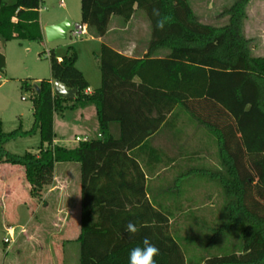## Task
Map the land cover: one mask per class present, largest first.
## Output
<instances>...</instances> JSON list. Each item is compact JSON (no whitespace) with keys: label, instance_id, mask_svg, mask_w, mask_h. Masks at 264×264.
Here are the masks:
<instances>
[{"label":"trees","instance_id":"obj_1","mask_svg":"<svg viewBox=\"0 0 264 264\" xmlns=\"http://www.w3.org/2000/svg\"><path fill=\"white\" fill-rule=\"evenodd\" d=\"M250 1L237 0L225 12L228 23L217 26L202 22L190 0H81L82 21L98 38L106 36L113 16L128 22L142 12L152 26L145 55L130 57L103 43L102 85L88 93L77 52L70 46L60 59L52 49V77L76 88V97L55 95L51 79H42L30 130L21 124L6 132L0 119V163L23 167L33 197L42 199L53 183L56 163L80 164L79 264H129L130 250L142 247L145 237L160 250L156 264H264V56L254 55L245 32ZM42 2L0 0V40L41 41ZM153 8L172 18L163 30L155 26ZM6 63L0 50V75ZM89 106L96 108L97 136L75 148L53 145L55 115ZM178 109L214 135L218 148V169L192 167L176 179L179 186L184 176L204 171L222 188L226 220L201 224L205 238L172 233L170 213L158 200L173 191L149 187L142 163L153 170L165 160L153 139L167 131L177 135ZM36 134L39 153L6 147ZM129 222L139 228L135 235L126 230ZM226 241L232 250L214 254ZM184 243L204 252L198 263L187 258Z\"/></svg>","mask_w":264,"mask_h":264},{"label":"rangeland","instance_id":"obj_2","mask_svg":"<svg viewBox=\"0 0 264 264\" xmlns=\"http://www.w3.org/2000/svg\"><path fill=\"white\" fill-rule=\"evenodd\" d=\"M237 0H190L194 11L201 21L208 24L223 26L228 23L225 14ZM248 17L245 21L246 35L253 40V52L256 56H264V0H251L247 8ZM142 13V12H141ZM40 17L42 21L70 19L73 23L82 21L81 0H43ZM146 30L141 33L143 43H149L152 37V26L145 17ZM112 35V34H111ZM111 41V36L106 40ZM104 43V42H103ZM102 42L92 38L90 34L82 39L68 35L67 39L49 41L47 37L41 41L13 38L1 40L0 48L6 56L5 72L0 75V119L4 131L10 132L21 124L24 130H30L34 123V100L36 85L42 79H51L52 71L48 52L52 49L56 54L65 56L71 46L78 55L76 65L85 72L92 89L102 85L100 54ZM25 82L31 84L26 89ZM95 109V106H89ZM56 132L58 138L65 134L68 140H76V135L87 138L97 136V116L94 110L83 108L71 110L67 116L57 117ZM177 126L180 132L157 135L154 143L161 148L166 158L153 170L143 166L149 175V187L154 189L170 188V194L161 196L158 202L170 213L171 231L176 236L205 238L206 231L201 224L217 226L226 220L225 201L222 188L212 181L203 171L184 176L177 186L176 179L190 168L218 169L220 167L216 139L208 130L199 127L187 113L178 109ZM175 138V139H174ZM79 143V141H75ZM72 141H60L68 147L75 146ZM41 138L39 134L20 137L10 141L6 147L16 154L27 151L35 153L39 150ZM39 153V152H37ZM170 157L174 161L170 162ZM73 165L69 174V183L73 189L80 186L81 168L79 163L60 162L58 173ZM72 209L76 211L77 227L80 230V199L72 192ZM58 193L51 195L46 205L36 207L42 199L30 194V185L25 177L22 166L0 163V264H36V247L41 242L47 244L56 240L59 229L56 227ZM39 201V202H38ZM40 224V225H39ZM45 233V239L27 241L23 235L17 243H6L7 228H16V237L25 228L32 232L37 230ZM22 234V233H21ZM52 238L54 240H52ZM186 256L198 263L205 254L193 244H183ZM73 248L80 252V243L76 241ZM229 241L222 243L213 253L222 254L232 250ZM80 259V253L78 256Z\"/></svg>","mask_w":264,"mask_h":264},{"label":"crops","instance_id":"obj_3","mask_svg":"<svg viewBox=\"0 0 264 264\" xmlns=\"http://www.w3.org/2000/svg\"><path fill=\"white\" fill-rule=\"evenodd\" d=\"M41 10V9H40ZM145 15L141 12H136L135 15L129 20L128 22H125L121 17L113 16L110 21L109 25V31L106 34V36L102 38L94 37L92 38L99 40L100 42H104L108 45H110L115 50L130 56V57H142L147 52L148 48V42L143 43L142 40L144 38H141V33L143 30H146V23H145ZM63 18L58 20H48L46 22L42 21L40 17L42 32H43V39L46 38L45 34V26L49 24H54L57 22L62 21ZM144 28V29H143ZM147 31V30H146ZM112 34V35H111ZM111 36V41H106ZM1 41V40H0ZM1 50V48H0ZM2 51V50H1ZM57 56L62 59L63 54H57ZM85 74V72H84ZM86 75V74H85ZM55 80L53 77L51 78V81L54 83ZM95 91L94 89L90 88L87 90L88 93H92ZM84 110H94L97 116L96 108L93 109V107H87L83 108ZM34 112V111H33ZM66 112L63 117L65 118L67 116ZM61 115L56 114L54 117V130L56 129V119L57 117H60ZM62 117V116H61ZM97 126H98V120H97ZM176 132H180L178 129V126H176ZM56 136L54 139L53 145H60L65 146L67 148H75L78 146L79 143H75L77 140V137L81 138H87L86 135L80 136L79 134L76 135V140H68L67 136L63 134L59 139L58 134L55 130ZM158 136H156L153 139V144L155 143ZM60 141H72V143H75V146L68 147L66 145L59 144ZM44 147H47V144H45ZM37 150L35 153L39 152ZM58 163L55 165V173H54V181L52 184L46 186L44 190V194L42 197V202L38 203L36 207H41L46 205L48 198L53 195L54 193H58V200L56 207L58 209L57 216L55 219L56 227L59 229L60 232L56 234V240L53 241L50 244H47L45 242H41L38 244V247H36L37 253H36V264H79V251L78 249L73 248L74 243L77 241L80 230L77 227V219L75 218L76 211L72 209L73 203V194L75 190V197H79L80 199V207H81V183L80 186L76 189H72L69 185V183H65V180H68L69 182V176L70 172L75 169L73 165H69V167L65 168L64 171L62 170L61 173H58ZM147 178H149V175L147 173ZM81 182V179H80ZM39 202V201H38ZM80 221H81V209H80ZM80 224V222H79ZM40 225V224H39ZM37 226L35 231L29 232H21L18 234V238L16 237L14 243H17L18 240L24 235L27 241H33L34 239H42L45 237V233L43 231H38L40 229V226ZM26 230V229H25ZM22 233V234H21ZM45 239V238H44ZM52 240H54L52 238ZM186 251V250H185Z\"/></svg>","mask_w":264,"mask_h":264},{"label":"clouds","instance_id":"obj_4","mask_svg":"<svg viewBox=\"0 0 264 264\" xmlns=\"http://www.w3.org/2000/svg\"><path fill=\"white\" fill-rule=\"evenodd\" d=\"M152 15L157 18L155 26L159 30H163L172 20L171 16L162 15L158 8H153ZM126 230L135 235L139 231V228L134 223L129 222ZM142 244V247L137 246L130 250L129 264H156L155 257L160 255L159 248L147 237L143 239Z\"/></svg>","mask_w":264,"mask_h":264},{"label":"water","instance_id":"obj_5","mask_svg":"<svg viewBox=\"0 0 264 264\" xmlns=\"http://www.w3.org/2000/svg\"><path fill=\"white\" fill-rule=\"evenodd\" d=\"M73 22L70 19H64L60 22L49 24L45 26V34L49 41H55L60 39H67L68 33L72 28ZM36 89L39 92L40 89L36 85ZM76 88H68L65 84L59 80H55L54 93L60 97L73 100L77 94Z\"/></svg>","mask_w":264,"mask_h":264},{"label":"built area","instance_id":"obj_6","mask_svg":"<svg viewBox=\"0 0 264 264\" xmlns=\"http://www.w3.org/2000/svg\"><path fill=\"white\" fill-rule=\"evenodd\" d=\"M90 34V28L88 23H85L83 21L73 23L72 28L70 29L68 35H71L72 37L76 39H82L84 36ZM48 55L50 56V52H48ZM87 138H81L77 137V140H86ZM25 228L21 230V232H24ZM8 236L5 238L6 243L14 242L16 239V228L14 226H9L7 228Z\"/></svg>","mask_w":264,"mask_h":264}]
</instances>
